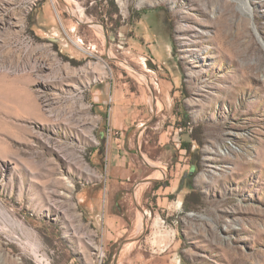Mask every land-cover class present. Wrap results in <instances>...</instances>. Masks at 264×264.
Returning <instances> with one entry per match:
<instances>
[{
    "label": "rangeland",
    "instance_id": "1",
    "mask_svg": "<svg viewBox=\"0 0 264 264\" xmlns=\"http://www.w3.org/2000/svg\"><path fill=\"white\" fill-rule=\"evenodd\" d=\"M113 1L0 0V264H264V0Z\"/></svg>",
    "mask_w": 264,
    "mask_h": 264
},
{
    "label": "crops",
    "instance_id": "2",
    "mask_svg": "<svg viewBox=\"0 0 264 264\" xmlns=\"http://www.w3.org/2000/svg\"><path fill=\"white\" fill-rule=\"evenodd\" d=\"M118 158L120 161H116ZM126 158L127 157L124 154L113 156V170H111L112 173L108 181V194L110 196V200H114L111 204H109L106 210V225L107 241L109 243L115 244L119 241H122V245L120 247L122 250L127 242H129L123 249V251H126V253L129 252L125 257V259H128L136 247L134 245L140 242L143 238L142 235H138L139 225L137 227V216L132 217L131 210L129 208L124 209L119 202L122 197L121 194H123V189L129 188V186L132 185V181L141 179L140 174L135 173L138 171L137 169L134 170L132 167L127 166L130 164V161L126 162ZM122 167L125 169L127 168V171ZM154 182H161V179H155ZM169 189V184L167 186L162 185L158 189L154 190V194L156 195L161 192L169 193V191H171ZM135 230L137 233H135ZM121 250L119 251L120 253Z\"/></svg>",
    "mask_w": 264,
    "mask_h": 264
},
{
    "label": "trees",
    "instance_id": "3",
    "mask_svg": "<svg viewBox=\"0 0 264 264\" xmlns=\"http://www.w3.org/2000/svg\"><path fill=\"white\" fill-rule=\"evenodd\" d=\"M101 2H100V6H99V8H101V4H102V1H106L107 3L109 2L110 4L109 5H111V6H113L114 8H113V10H111V11H109V12H106L107 14H109L111 17H113L115 14L116 15H118V13H119V10H118V7H117V5L114 3V1L113 0H100ZM154 12V11H153ZM156 13V12H155ZM118 17H119V15H118ZM104 152V151H103ZM102 152V153H103ZM162 185H168L166 182H157V183H155L154 185H153V189L154 190H156V189H158L160 186H162ZM190 188H191V192H188V194L185 196V200H184V202H183V205H184V208L186 209V210H189L190 209V207L188 206V202H189V199H190V197H192L193 198V195L195 196L196 195V192L194 191V189H193V187H191L190 186Z\"/></svg>",
    "mask_w": 264,
    "mask_h": 264
},
{
    "label": "bare ground",
    "instance_id": "4",
    "mask_svg": "<svg viewBox=\"0 0 264 264\" xmlns=\"http://www.w3.org/2000/svg\"><path fill=\"white\" fill-rule=\"evenodd\" d=\"M82 16H83V15H82ZM84 19H85V18H84ZM16 223H18V222H16ZM24 225H25V224H24ZM121 253H122L121 255L123 256V254H125L126 251H122Z\"/></svg>",
    "mask_w": 264,
    "mask_h": 264
},
{
    "label": "built area",
    "instance_id": "5",
    "mask_svg": "<svg viewBox=\"0 0 264 264\" xmlns=\"http://www.w3.org/2000/svg\"><path fill=\"white\" fill-rule=\"evenodd\" d=\"M182 130V129H181Z\"/></svg>",
    "mask_w": 264,
    "mask_h": 264
}]
</instances>
